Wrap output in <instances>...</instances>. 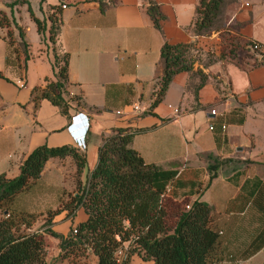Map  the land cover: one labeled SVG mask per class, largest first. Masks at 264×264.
<instances>
[{"label":"crops","instance_id":"0c3cea01","mask_svg":"<svg viewBox=\"0 0 264 264\" xmlns=\"http://www.w3.org/2000/svg\"><path fill=\"white\" fill-rule=\"evenodd\" d=\"M155 1L165 15L162 31L154 27L144 0H36V7L28 0L46 26L49 5L64 4L56 46L68 53L66 113L44 97L33 106L31 86L42 83L45 75L52 76L50 41L46 30L43 34L36 30L26 3L12 10L30 55L17 84L20 72L14 51L0 28V172L17 174L20 161L40 143H65L83 152L85 162L79 172L69 154L48 157L37 181L18 197L21 206L44 214L58 204L64 191L74 192L76 183L85 181L96 163L97 146L112 126L147 127L130 141L145 161L197 168L201 185L214 172L201 191L190 194L209 204L210 222L224 234L212 264H264V62L254 64L255 59L247 56L219 59V30L200 35L191 31L196 0ZM223 11L225 24L239 22L237 32L264 44V0H229ZM13 33L17 36L15 27ZM164 39L194 40L193 68H201L208 77L197 88L195 101L191 87L197 76L186 70L174 73L152 108L154 113H148ZM77 94L92 108L77 104L72 98ZM195 102L199 105L192 107ZM77 112L88 120L84 131L82 121L75 127L83 146L72 141L66 127ZM205 152L224 160L209 171L206 164L211 159L199 155ZM186 191L187 187H181L177 193ZM64 213L62 209L52 215L54 227L64 229L86 216L82 207L72 215ZM134 259L136 264H151L135 253L130 264ZM94 262L90 253V263Z\"/></svg>","mask_w":264,"mask_h":264},{"label":"trees","instance_id":"16d2710c","mask_svg":"<svg viewBox=\"0 0 264 264\" xmlns=\"http://www.w3.org/2000/svg\"><path fill=\"white\" fill-rule=\"evenodd\" d=\"M18 1V0H15ZM229 0H196L190 28L194 35L207 34L219 30L220 40L217 57L219 59H243L249 51H262L264 44L245 37L236 31L233 20L223 21V8ZM26 10L39 33L47 31L51 43L52 76H43L42 83L30 88V98L35 107L40 98H47L57 105L61 112H67L65 98L67 84V51H59L56 46L57 33L61 22V6L50 4L46 18L36 16L28 0ZM145 10L154 27L161 30V20L165 17L155 0H144ZM11 7V6H10ZM11 12V10H10ZM217 22H220L217 25ZM13 23V26H12ZM217 26H216V25ZM17 30V36L13 33ZM2 37L12 46L20 78L25 75L26 60L29 58L28 42L24 38L21 25L14 17L0 9ZM194 40L170 42L164 39L159 48V73L155 81L154 95L146 112L161 99L173 74L186 70L190 76L196 75L192 84L194 100L197 88L208 74L201 68H193ZM58 50V51H57ZM264 62V57L255 59L254 64ZM1 75V72H0ZM76 103L87 108L80 94L72 97ZM197 102L192 107L198 106ZM143 126H112L110 133L102 136L97 146V159L88 172L85 181L76 183L75 191H64L68 197L62 201L60 195L54 208H47L43 224H49L53 214L65 210L72 215L82 207L86 216L69 227L67 233L51 227L36 230L31 228L39 211L20 205L18 197L28 191L37 181L44 161L50 156L69 154L75 161L76 172L84 165V153L69 144L35 145L20 161L18 173L7 176L0 172V264H46L42 232L46 231L58 239V256L92 253L94 264H130V255L135 253L151 264H212L219 256L224 234L218 226L210 222V206L204 200L190 198L192 191H201L214 172H209L206 182L201 185L196 179L197 168L174 167V162L162 167L155 162L145 161L141 154L130 145L136 132L145 130ZM210 158L206 168L215 169L224 159L211 152L199 153ZM187 191L178 194V189ZM74 229V230H73ZM117 235V237H116ZM126 243L119 261L114 251Z\"/></svg>","mask_w":264,"mask_h":264},{"label":"rangeland","instance_id":"374dc122","mask_svg":"<svg viewBox=\"0 0 264 264\" xmlns=\"http://www.w3.org/2000/svg\"><path fill=\"white\" fill-rule=\"evenodd\" d=\"M22 4H23V2H21V0H18V1L0 0V9H2L8 16L9 15L11 16L12 10L14 8H18V5H22ZM31 4H34V6L36 7V0H31ZM10 10H11V12H10ZM219 23L220 22H217V25ZM50 46H51V43H50ZM247 57L250 60H254V59L262 58V57H264V55L261 52L257 53L255 51L250 50L249 55ZM174 165L176 166L177 164H174ZM210 171H212V170H210ZM68 195H69V192L67 194H62V196H63L62 201H64L68 197ZM44 218H45V213L42 214L40 212L39 215L37 216L36 220L34 221L33 225L31 226V228H34L36 230L37 229L41 230V229H45V227H51L53 230H56V231H59V232L65 234V233H67L69 227H71L72 225L75 224V223H71L68 225V227H65L63 229V228H59L57 226L54 227L52 225V222H50L49 224H46V225L43 224ZM42 237H43V246H44V252H45L44 258H45L46 264H91L89 254L78 255L75 252H71L70 254H68V256H64V257L58 256L57 255L59 252L58 239L46 231L42 232ZM133 264H136L135 259L133 260Z\"/></svg>","mask_w":264,"mask_h":264},{"label":"built area","instance_id":"2783aa9c","mask_svg":"<svg viewBox=\"0 0 264 264\" xmlns=\"http://www.w3.org/2000/svg\"><path fill=\"white\" fill-rule=\"evenodd\" d=\"M61 6H64V4H61ZM22 81V79L20 77L16 78L15 79V83L17 84H20ZM136 107V106H134ZM177 109L174 108L173 111H176ZM210 111L214 113V109L213 108H210ZM80 112H77V113H74L70 116V122L67 124L66 127H69V131H70V134H72L73 138L77 140V142L79 143L81 140L83 142V139L80 137L81 134H79V130L76 129V123L79 121V122H84V125L81 129V131H83L84 129L87 128L88 126V120L86 118V120H83V118L81 117V115L79 114ZM208 128H212V124L211 123H208L207 125ZM72 138V137H71ZM73 141V139H72ZM74 143V142H73ZM75 144V143H74ZM79 146H83V143L82 144H79ZM74 230V229H73ZM117 237V235H116ZM125 245L126 243H124L123 245L121 246H118L115 251H114V255L116 257V260L119 261L122 254H123V251H124V248H125Z\"/></svg>","mask_w":264,"mask_h":264},{"label":"clouds","instance_id":"9594fccd","mask_svg":"<svg viewBox=\"0 0 264 264\" xmlns=\"http://www.w3.org/2000/svg\"><path fill=\"white\" fill-rule=\"evenodd\" d=\"M67 130L69 131V127H67ZM83 131H84V130H83ZM69 133H70V131H69ZM70 136L72 137V139L74 140V142H75L77 145L81 144V142L78 143L77 140L73 138L72 134H70ZM82 139H83V138H82ZM81 141H82V140H81Z\"/></svg>","mask_w":264,"mask_h":264}]
</instances>
